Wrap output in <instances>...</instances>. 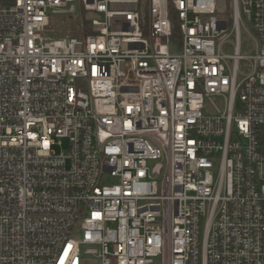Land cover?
<instances>
[{
  "label": "built area",
  "instance_id": "obj_1",
  "mask_svg": "<svg viewBox=\"0 0 264 264\" xmlns=\"http://www.w3.org/2000/svg\"><path fill=\"white\" fill-rule=\"evenodd\" d=\"M0 264H264V0H0Z\"/></svg>",
  "mask_w": 264,
  "mask_h": 264
},
{
  "label": "rangeland",
  "instance_id": "obj_2",
  "mask_svg": "<svg viewBox=\"0 0 264 264\" xmlns=\"http://www.w3.org/2000/svg\"><path fill=\"white\" fill-rule=\"evenodd\" d=\"M222 6L225 7L226 4L223 3ZM60 18H61L60 16H57V17H53L52 18V26H53V28L63 29L62 26H64V25L62 23H64L67 20V18H66V20H58ZM242 32H243V30H242ZM241 40L243 42V45L241 47L242 54H246V55L252 54L253 53V47L251 46V43H250L249 38L246 35L242 34ZM106 182L107 183H111L112 180L110 178H106Z\"/></svg>",
  "mask_w": 264,
  "mask_h": 264
},
{
  "label": "trees",
  "instance_id": "obj_3",
  "mask_svg": "<svg viewBox=\"0 0 264 264\" xmlns=\"http://www.w3.org/2000/svg\"><path fill=\"white\" fill-rule=\"evenodd\" d=\"M66 21L64 23H62L64 25V26H62L63 29H60L62 31V33H68L71 36L77 35V31L75 28L78 24V20L67 19ZM172 28H173V32L175 33L177 30V25H176V21L174 19H172Z\"/></svg>",
  "mask_w": 264,
  "mask_h": 264
}]
</instances>
